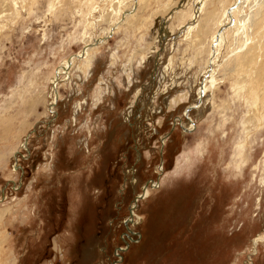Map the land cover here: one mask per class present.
<instances>
[{
	"label": "rangeland",
	"instance_id": "1",
	"mask_svg": "<svg viewBox=\"0 0 264 264\" xmlns=\"http://www.w3.org/2000/svg\"><path fill=\"white\" fill-rule=\"evenodd\" d=\"M105 1L0 0V264H264L253 0Z\"/></svg>",
	"mask_w": 264,
	"mask_h": 264
},
{
	"label": "bare ground",
	"instance_id": "2",
	"mask_svg": "<svg viewBox=\"0 0 264 264\" xmlns=\"http://www.w3.org/2000/svg\"><path fill=\"white\" fill-rule=\"evenodd\" d=\"M107 1H111V0H106L105 2H107ZM137 1L138 0H132L131 1V7H133V9H134V11H136L137 10ZM205 0H199V2L200 3H198V12H201V9H203V7L206 5V3H204L203 5H202V2H204ZM208 1V0H207ZM126 4V3H125ZM248 6V5H247ZM249 10H250V12H248V14H244L243 15V17L241 18V23H244L245 22V24H247L249 27H250V25L252 24L253 25V23H255L256 22V20H259V18L261 17V21L264 19V0H253L251 3H250V5H249ZM129 10V9H128ZM255 10V11H254ZM213 14V13H212ZM127 15H129L128 14V12H127ZM262 26V25H261ZM248 30V29H247ZM246 32V31H245ZM260 34V33H259ZM223 35L224 34H219L218 35V38H217V40H216V42H215V46L217 45V46H219L220 44H221V41H222V39H223ZM246 35V34H245ZM244 36V35H243ZM250 40V39H249ZM244 41V44L242 45V47H241V50H245V48H246V45H247V43H248V41L247 40H243ZM243 41H241V42H243ZM235 44V43H234ZM213 46V45H212ZM212 48V47H211ZM89 50V47L88 46H86L85 47V49L82 51V54H81V56H78L79 58H85V56L87 55V51ZM235 52V51H234ZM238 52V51H237ZM241 52V51H240ZM231 55V54H230ZM213 56V55H212ZM76 57V56H75ZM78 57H76V58H78ZM81 58V59H82ZM74 60V59H73ZM70 62H66V64L64 65V66H62L63 68H65L64 70H67V68H69V66H70ZM61 71H63V70H61ZM202 85L203 84H201V90H199V92H200V94L203 92V89H202ZM54 87H55V85H54ZM205 92H203V94H204ZM202 94V95H203ZM201 95V96H202ZM201 96L199 95V93H198V99L200 100V98H201ZM191 108H189L188 110H187V113L189 112V110H190ZM16 157V154L14 155V158ZM147 186H145L144 187V189L146 188ZM144 189H143V191H144ZM147 192H146V190H145V194H146ZM144 194V193H143ZM143 197H144V195H142ZM142 196L141 197H139V198H142ZM135 199H138V197H136ZM254 246H256V242L254 243Z\"/></svg>",
	"mask_w": 264,
	"mask_h": 264
}]
</instances>
